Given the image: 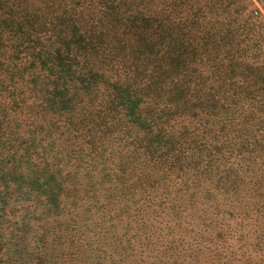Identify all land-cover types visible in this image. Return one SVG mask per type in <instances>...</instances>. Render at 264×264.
Wrapping results in <instances>:
<instances>
[{"label":"trees","instance_id":"1","mask_svg":"<svg viewBox=\"0 0 264 264\" xmlns=\"http://www.w3.org/2000/svg\"><path fill=\"white\" fill-rule=\"evenodd\" d=\"M149 259L264 264V0H0V264Z\"/></svg>","mask_w":264,"mask_h":264},{"label":"rangeland","instance_id":"2","mask_svg":"<svg viewBox=\"0 0 264 264\" xmlns=\"http://www.w3.org/2000/svg\"><path fill=\"white\" fill-rule=\"evenodd\" d=\"M32 204V202H30V203H28V205H31ZM34 208H30L29 209V211H31V210H33ZM30 216H32L33 218H42L43 217V215H41V213L40 212H38L37 214H29ZM24 216H25V214H24ZM24 216H23V219H24ZM29 216L27 217V221H29ZM35 231H37V233H39V232H41V230L44 228V223H37V224H35ZM123 229V228H122ZM121 229L119 228V231H120ZM127 230H126V228H124L122 231H121V233L122 234H124L125 232H126ZM148 233V232H147ZM148 235V234H147ZM51 246V245H50ZM49 246V247H50ZM168 248H170L169 247V244L167 245H164L162 248H161V251L162 252H165V253H167V251H168ZM143 249H145V247H141V249H139V252L141 251V250H143ZM183 249H185V250H188V246L187 245H182L179 249H176L175 248V250L176 251H185V250H183ZM220 252H222L223 253V256L221 257L222 259H224V256L226 257L227 255H229L230 253H231V251H232V248H231V246H230V244H228V243H224V244H220L219 245V249H218ZM149 252H150V250H147V252H145V253H143L144 255H149ZM153 262V260H146V261H144V263H142V264H151Z\"/></svg>","mask_w":264,"mask_h":264}]
</instances>
